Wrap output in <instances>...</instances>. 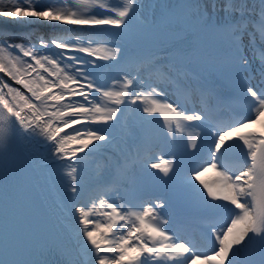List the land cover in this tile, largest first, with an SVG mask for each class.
<instances>
[{
	"label": "snow or ice",
	"instance_id": "1",
	"mask_svg": "<svg viewBox=\"0 0 264 264\" xmlns=\"http://www.w3.org/2000/svg\"><path fill=\"white\" fill-rule=\"evenodd\" d=\"M0 18V264H264V0Z\"/></svg>",
	"mask_w": 264,
	"mask_h": 264
},
{
	"label": "bare ground",
	"instance_id": "2",
	"mask_svg": "<svg viewBox=\"0 0 264 264\" xmlns=\"http://www.w3.org/2000/svg\"><path fill=\"white\" fill-rule=\"evenodd\" d=\"M12 25V26H10ZM8 27L12 28H18L20 30H31L37 34H54L60 31V29L53 27L52 25H49L47 22L43 23H29L27 25H16V24H10ZM3 20H0V28L4 27Z\"/></svg>",
	"mask_w": 264,
	"mask_h": 264
},
{
	"label": "rangeland",
	"instance_id": "3",
	"mask_svg": "<svg viewBox=\"0 0 264 264\" xmlns=\"http://www.w3.org/2000/svg\"><path fill=\"white\" fill-rule=\"evenodd\" d=\"M0 20H3L4 21V18H0ZM10 26H12V25H10ZM2 28V27H1Z\"/></svg>",
	"mask_w": 264,
	"mask_h": 264
}]
</instances>
